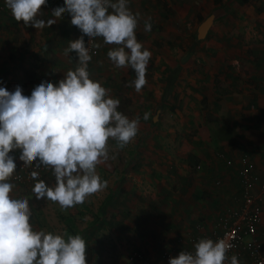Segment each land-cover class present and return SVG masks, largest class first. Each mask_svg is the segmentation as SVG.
I'll return each instance as SVG.
<instances>
[{"label": "crops", "instance_id": "crops-1", "mask_svg": "<svg viewBox=\"0 0 264 264\" xmlns=\"http://www.w3.org/2000/svg\"><path fill=\"white\" fill-rule=\"evenodd\" d=\"M180 2L179 10H171L163 8L169 5L165 0L163 6L158 0H129L131 11L140 14L137 40L152 53L150 79L140 92L130 86L135 71L117 68L108 59V50L116 45L95 38L100 47L88 64L90 78L119 99L118 111L129 119L140 117V122L128 148L109 139L108 159L96 168L107 186L86 197L90 203L102 197L105 227L60 230L65 237L85 239L87 264H113V247L126 248V240L137 235L156 240L145 241L143 250L128 244L134 251L118 263L144 264L130 260L141 252L152 264H163V251L185 246L186 236L199 231L198 224L210 229L228 208L242 204L237 170L243 156L264 181V8L248 0H214L209 6L200 4L203 9L191 0ZM0 5V87L14 91L19 85L30 96L42 81L57 83L77 66L74 51L65 55L69 42L83 35L71 24L70 14L36 29L17 22L5 0ZM59 6L64 0H47L38 18L52 19ZM199 11L214 14L204 38H199L204 20L191 21ZM146 20L151 31L144 30ZM218 152L234 164L227 165ZM10 182L13 198L36 196V182ZM159 200L162 204L153 208ZM80 204L65 209L78 213Z\"/></svg>", "mask_w": 264, "mask_h": 264}, {"label": "clouds", "instance_id": "clouds-1", "mask_svg": "<svg viewBox=\"0 0 264 264\" xmlns=\"http://www.w3.org/2000/svg\"><path fill=\"white\" fill-rule=\"evenodd\" d=\"M17 22L43 29L71 16V24L83 35L69 42L65 55L77 54V66L69 69L57 83L42 81L30 96L17 85L14 91L0 87V264H87L85 239L37 231L30 223L29 201L13 198L10 182L17 169L19 150L23 166L41 165L52 170L55 186L38 179L32 191L37 199L47 198L70 208L106 187L96 172L97 165L108 159V141L120 148L138 133L140 117L129 119L118 111L119 99L90 78L88 64L90 42L102 38L105 45H116L107 52L117 67H131L136 78L131 82L137 92L146 85L151 51L137 40L140 14L129 8V0H64V6L52 10V19L38 18L47 0H5ZM151 22L144 30L151 31ZM89 38L86 45L84 36ZM100 47L99 44L92 45ZM148 113L144 114L147 120ZM231 245L224 239L201 238L194 251H180L168 264H224ZM230 264H239L233 255Z\"/></svg>", "mask_w": 264, "mask_h": 264}, {"label": "built area", "instance_id": "built-area-1", "mask_svg": "<svg viewBox=\"0 0 264 264\" xmlns=\"http://www.w3.org/2000/svg\"><path fill=\"white\" fill-rule=\"evenodd\" d=\"M88 40L89 38L86 37V45ZM95 40H92L89 45L92 59L99 54L98 48L92 46L96 44ZM218 156L227 165L234 164V161L226 158L223 153L218 152ZM15 158L17 169L11 179L17 183L37 182L31 178L32 171H36L38 179L43 180L51 170L43 165L36 167L35 162L32 167H25L19 160V154ZM201 167V164L197 166L198 169ZM252 167L247 155L240 159L237 173L242 191V204L239 207L228 208L219 217L215 226L210 229L205 230L203 225L198 224L199 231L191 232L186 236L185 246L168 248L163 251L161 254L163 264H168L169 258L178 255L182 250L194 251L195 243L201 238H211L214 241L224 239L231 245L230 250L226 253L227 259L224 264H230L233 255L238 257L239 264H264V237L260 236L261 228H264V181H261L260 176L253 172ZM220 183L221 181L218 180L217 184ZM130 260H141L144 264H152L149 258L141 252H134L130 256Z\"/></svg>", "mask_w": 264, "mask_h": 264}, {"label": "rangeland", "instance_id": "rangeland-1", "mask_svg": "<svg viewBox=\"0 0 264 264\" xmlns=\"http://www.w3.org/2000/svg\"><path fill=\"white\" fill-rule=\"evenodd\" d=\"M161 5H166L167 3L169 4L168 6H163V8L166 9L169 8L171 10H179V8H177L178 6H180V0H165L167 3H162L164 0H158ZM182 1V0H181ZM212 1L214 0H191V5H195L196 4V8L198 9H203V7H199L200 4H206L207 6L211 5ZM255 3H259L258 5H260L261 8H264V0H248V4H255ZM174 12V11H173ZM172 12V13H173ZM175 13V12H174ZM195 14V18H191V21H195L198 22V24L200 22H202L203 20H205L207 18V16H209L210 14H202L200 11ZM175 15V14H174ZM193 15V13H190L189 16L191 17ZM175 17V16H174ZM194 19V20H193ZM152 66H150L149 68L147 67V73L148 71H151ZM146 73V74H147ZM146 79H150V76H146ZM176 110H174L173 112H175ZM174 124V123H173ZM173 124H170V126H172ZM177 125V124H176ZM163 129V128H162ZM165 130V128H164ZM178 132H181V129H178ZM192 132V131H190ZM130 143V142H129ZM110 146V142L108 141V148ZM126 148H128L127 146H124ZM103 161V159H102ZM102 161L100 163H102ZM44 182L50 186V187H54L55 186V177L53 175V172L51 171L50 174L45 178ZM36 197V196H34ZM33 198V197H32ZM31 197L29 198V201L31 202ZM47 199V198H45ZM102 197H97V199L95 198V200L91 201V203L89 201L84 200V202L82 204H80V206H78V213H70L68 212V209L62 208L61 206L57 205L54 201L47 199V203L46 205L37 212H33L32 213V217L30 218L33 222L34 225L33 229L34 230H38L39 229H43V230H56L58 231V234H61L62 231L60 230H73V229H88V228H96L98 227L100 230L103 229L105 226L102 222V217H103V203L102 202ZM160 204H162V200H159L158 205L153 206V208H156L157 206H160ZM92 216H94V221H92ZM113 219H115V221L117 220L116 217H114ZM141 224V223H140ZM144 226V230L146 231V226L143 224ZM141 230V228H140ZM154 235V234H153ZM156 240V237L154 236H147V238L145 239L144 236L141 235H137L131 239L126 240V248H119L117 247H113V250L110 251L109 256L111 257L110 260H113V264H117L119 261L123 260V257L126 255H129L131 252L134 251V249H131V247H128L130 244L131 246H136L140 249H142L145 245V241L147 240ZM104 243V242H103ZM116 244V243H115ZM134 244V245H133ZM127 250V251H126ZM143 250V249H142ZM117 261H114L116 260ZM115 262V263H114ZM120 264V263H118Z\"/></svg>", "mask_w": 264, "mask_h": 264}, {"label": "water", "instance_id": "water-1", "mask_svg": "<svg viewBox=\"0 0 264 264\" xmlns=\"http://www.w3.org/2000/svg\"><path fill=\"white\" fill-rule=\"evenodd\" d=\"M214 22V14L208 16L206 20L202 22L199 27V38H204L207 31L211 27L212 23Z\"/></svg>", "mask_w": 264, "mask_h": 264}, {"label": "trees", "instance_id": "trees-1", "mask_svg": "<svg viewBox=\"0 0 264 264\" xmlns=\"http://www.w3.org/2000/svg\"><path fill=\"white\" fill-rule=\"evenodd\" d=\"M45 205V198L37 199L36 197H33L30 202V207L33 212L40 211Z\"/></svg>", "mask_w": 264, "mask_h": 264}]
</instances>
